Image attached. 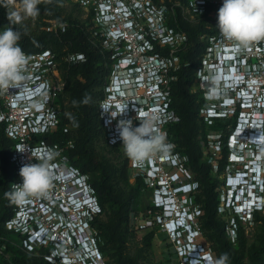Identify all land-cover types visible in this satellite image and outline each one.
I'll use <instances>...</instances> for the list:
<instances>
[{
    "label": "built area",
    "instance_id": "2783aa9c",
    "mask_svg": "<svg viewBox=\"0 0 264 264\" xmlns=\"http://www.w3.org/2000/svg\"><path fill=\"white\" fill-rule=\"evenodd\" d=\"M75 3L83 11L81 22L91 35L92 41L102 52L109 55L112 63V71L105 84V97L100 104L103 127L109 142H122L117 136L116 120L109 116L115 113L113 109L107 111L115 102L130 106L128 111L124 110L128 116H131L130 111L134 107L132 103L138 100L146 106L144 112L161 104L162 113L169 116L170 122L174 121L175 114L170 110L168 101L171 98L172 81L177 80L175 72L180 68V61L175 53L187 47L189 35L184 29L171 25V7L164 0H75ZM222 3L223 0H189L187 5L178 3L186 19L195 20L205 14L209 19L206 24L208 32L200 37L204 46L203 56L192 80L198 81L200 89L207 93L206 97L211 101L217 94L209 89L211 80L205 78L220 71L225 74L228 62L230 70L235 69L236 74L244 78L243 81L250 82L252 94L249 97L259 107L256 116H264V40L241 51H237L232 42L223 40L217 28L218 10ZM45 22L48 25L43 26V29L56 35L66 33L69 28L65 21L45 19ZM64 52L63 55L48 49L32 54L24 52L28 63L25 70L26 80L22 85L31 95L17 99L14 94L18 89L0 90V125H5L7 136L15 143L11 158L16 174L15 184L22 183L19 172L24 164L41 162L40 157L49 151L54 154L49 165L55 176L48 196L31 198L24 205H15L14 214L6 222V226L12 232L25 237L22 246L27 252L53 247L52 252L44 256L45 260L53 264H108L103 260L95 236L86 230L90 226V219L101 213V206L89 177L69 164L60 145L51 146L41 139L45 134L60 129L63 113L61 101L64 100L67 86L64 66L87 60L84 53H74L68 48ZM197 72H200L199 77ZM204 111L207 119L216 116L211 108ZM104 113L106 117H103ZM64 131L68 132V128ZM211 139L215 140V136L212 135ZM232 139L231 135L228 146L233 145ZM212 144L220 147L218 142L212 141ZM68 145L73 147V141L70 140ZM245 147L251 148L252 144L246 143ZM176 157L168 152L160 155L159 163L153 162L156 168L150 162L147 168L143 164H134V167L145 173L149 185H154L155 206L161 209V189L173 192L170 195L176 206L175 213L179 215L177 219L185 214L187 221L196 223L195 231H200L196 217L201 211L190 206L192 200L189 195L194 191L193 183L184 180V175L189 172L183 166L182 160L180 162ZM229 158L231 163H238L231 152ZM174 169H179V174L182 172L184 183L178 184L179 180L173 175ZM189 183L192 189L187 192L183 188ZM28 203L33 207H29ZM228 206L229 200L224 195L219 211L230 212ZM259 209V212L264 210V203ZM29 211L32 213H28ZM231 212L234 216L229 228L234 231L237 227L236 216L240 222H249L255 215L248 212L243 217L241 209L237 208ZM157 216L165 233L177 245L179 254L187 258L190 250L186 247H191L193 238L188 236L190 241L185 244L180 238V231L172 227V219L166 220L163 214ZM29 218L41 229L48 231L53 241L49 237L35 239L36 234L27 225L30 223ZM87 242L93 248L99 249L100 253L90 254L85 246ZM205 252L212 256L211 264H217L212 253L207 250Z\"/></svg>",
    "mask_w": 264,
    "mask_h": 264
},
{
    "label": "trees",
    "instance_id": "16d2710c",
    "mask_svg": "<svg viewBox=\"0 0 264 264\" xmlns=\"http://www.w3.org/2000/svg\"><path fill=\"white\" fill-rule=\"evenodd\" d=\"M10 1L0 0V31L13 26L20 28L19 24L13 25L7 17V12L13 10ZM66 1L68 0H42L38 6L40 8L38 16L41 19L67 22L69 28L66 33L56 35L51 31L41 30L39 35H35L30 33L26 27L27 31L22 34L18 42L22 50L29 54L48 49L63 55L64 49L68 48L71 52L84 53L87 56L85 62L64 66L63 71L67 81L64 93L69 104L66 106L62 99L63 113L60 129L54 133L45 134L41 139L51 146L60 145L69 164L89 177V182L101 206V213L90 219V227L97 232L93 235L101 253L110 254L113 250L112 255H115L118 264H139L135 258L125 255L123 250L129 235L135 231L132 221L139 215L148 216L149 211L160 215L162 209L151 204L154 189L150 188L145 173L137 175L129 193H125L121 184H128V160L118 167L103 163L98 159L97 143L105 135L107 136L100 114V104L105 97L104 88L112 69V63L109 55L94 44L80 19L71 15L66 18L62 17V6ZM188 2L189 0H164V3H167L172 10L171 25L184 29L189 35L187 47L175 53V56L179 58L180 68L175 72L177 80L172 81L171 84L170 110L181 121L170 124L169 138L174 142H182L180 148L175 150L182 154L181 158L187 159V162H183V166L191 171L192 175L189 174V176L197 185L196 191L200 192L198 195L190 193L189 197L192 199L194 196L197 205L200 203L197 209L204 211L202 216L204 228L211 231L214 240L218 241L224 250H227V243L224 240L227 222L223 220V214H218L222 194V184L218 174H221L229 165V148L225 142L222 148L224 158L217 161V175H212L214 164L203 161L204 145L202 142L205 140L206 145H209L207 132L210 126L205 123L204 118H201L200 113L207 105L205 99L198 98L190 87L195 69L203 56L204 46L200 37L208 32L206 24L209 19L206 18V14L195 20L186 19L178 3L187 5ZM45 25L47 26L48 23L45 22L43 26ZM167 55L170 54L167 53ZM65 128H68V132L64 131ZM198 137L201 139L199 140ZM70 140L73 141V147L68 145ZM14 144V141L6 134L5 125H0V222L4 224L11 219L15 209V204L5 196V192L11 191V185L16 181L15 169L11 161ZM210 157H213L212 153ZM193 181L186 182L192 183ZM260 213H255L254 221L262 220L263 216ZM103 214L107 215V219L101 217ZM236 222V230L238 236L241 237L244 234V228L237 216ZM2 231V226H0V236ZM10 235L20 238L22 246L25 237L14 232ZM153 236L154 232L149 233L147 240H151ZM52 249L53 247L37 249L36 252H39L37 256L33 253H26L0 238V264H53L44 259L45 254H50ZM7 253L10 255L9 261L5 260ZM228 255L229 260L234 264H239L237 257L233 254ZM254 256L256 264H264V236L260 246L254 251Z\"/></svg>",
    "mask_w": 264,
    "mask_h": 264
},
{
    "label": "clouds",
    "instance_id": "9594fccd",
    "mask_svg": "<svg viewBox=\"0 0 264 264\" xmlns=\"http://www.w3.org/2000/svg\"><path fill=\"white\" fill-rule=\"evenodd\" d=\"M41 2L42 0H19V11L9 10L7 17L13 25L19 24L20 28L13 26L0 31V90L18 89L19 91L14 94L17 95V99H24L25 96L31 95V92L22 85V82L26 80L25 70L28 57L18 42L22 34L27 31L24 21L40 14L38 6ZM217 28L221 38L232 42L237 51L247 50L253 43L264 40V0H223L222 6L218 10ZM228 67L229 63L227 62L225 74H223L224 71H220L205 79L211 80L209 89L216 92L217 97L214 99L221 100V105L225 108L221 116H238V126L232 133L233 145L228 146L229 152L237 154L243 159L242 162L235 164L237 166L235 172L239 171L244 164H249L252 159L259 163L261 169L259 172L256 169L258 166L254 165L249 177L250 183H256V178L253 175L257 171V175L262 177L261 187L258 182L253 186L245 185L244 194L238 192L236 198H229L228 208L231 211L236 208L241 209L244 217L248 212L250 214L259 212V206L264 203V122L260 121H264V116L261 114L256 116L259 107L249 97L252 94L250 82L243 81L244 78L240 74H236L235 69L230 70ZM197 76H200V72H197ZM36 91L34 90V92ZM132 104L134 107L130 111L131 116L124 112L130 108L127 103H112L107 111L113 109L115 113L109 116L116 120L117 136L122 141L125 156L133 164H143L147 168L148 162L159 163L160 155L167 154L172 147L166 143V131L164 130L170 118L162 113L161 104L147 112H144L146 106L142 101L138 100ZM232 109L234 111H231ZM103 117H106V113ZM246 143H251L252 147H245ZM53 156L54 154L49 151L40 157L41 162L24 164L20 168L19 175L22 178V183L12 184L11 191L5 192V196L11 203L24 205L31 198L48 196L49 189L55 179L49 165ZM176 159L181 162L180 156H177ZM235 172H232V175H235ZM72 178L74 179V177ZM160 193L163 195L162 214L166 220L172 219L171 225L175 230L180 231V238L185 244L190 241L189 237L193 238L194 243L201 244L198 242L200 231H195L196 223L187 221L185 214L177 219L179 215L175 213L176 206L171 199L172 195H170L174 193L166 189H161ZM28 205L33 207L30 203ZM166 210L167 213L164 212ZM28 213H32V211ZM27 225L29 230L36 234L35 239L49 237V240L53 241L50 238L51 234L45 229H41L33 219H30V223ZM201 245L204 250H207L203 244ZM187 248L190 250L187 256L188 264H211L208 257L203 258L197 251H194V248L189 246ZM195 258H198V261ZM227 260L228 255L225 253L217 264H226Z\"/></svg>",
    "mask_w": 264,
    "mask_h": 264
},
{
    "label": "rangeland",
    "instance_id": "374dc122",
    "mask_svg": "<svg viewBox=\"0 0 264 264\" xmlns=\"http://www.w3.org/2000/svg\"><path fill=\"white\" fill-rule=\"evenodd\" d=\"M11 6L14 10L19 11V0H11L10 1ZM75 0H68L65 4L62 6V17L66 18L69 15L82 19L83 18V11L75 5ZM45 23V18H40L39 16L35 18H29L26 21H24V24L28 28L30 33H33L35 35H39L41 30L43 29V24ZM191 90L195 92L196 90L200 89L198 81L192 80L191 82ZM64 103L66 106H68L69 101L65 97L64 93ZM201 118H204L205 123L207 122L205 118V111H201L200 113ZM209 135V133L207 132ZM200 140L201 137H198ZM209 145H206L207 142L203 140L204 148V156L203 161H209L214 164V167L212 169V175H217V161L222 160L223 154H222V147H216L212 144L211 137L208 138ZM97 153H98V159L103 162L110 165H116L120 166L125 160H127V157L125 156L123 149H122V142H119L117 144H112L109 142L108 137L105 135L98 143H97ZM213 154V157H210V154ZM181 154V153H180ZM182 155V154H181ZM182 162H187V159L185 157L181 158ZM228 162L229 165L225 168V170L218 174V178L220 179V182L222 184V194H221V202L223 201L224 195L226 196L228 185H227V177L229 175H232V172H235L236 165L230 162V158L228 156ZM189 174L192 175L191 171L188 170ZM143 171L141 169H135L134 164L129 161V170H128V184H121V188H123V191L125 193H129L131 186L134 185L136 176L139 174H142ZM189 174L184 175V180L186 181H193L192 178L189 176ZM182 175V172H181ZM193 183L194 192L192 194H200L197 190L196 183ZM150 188H154V185L150 183ZM154 192V190H153ZM125 196H128L129 194H124ZM192 204L190 203L191 207H200V203L197 205V203L194 200V196L191 199ZM151 204L155 205L154 202V195L152 198ZM197 205V206H195ZM221 210V209H220ZM222 211V210H221ZM1 214V210H0ZM148 216L145 215H139L137 217H133L132 226L135 229L131 235H129L127 243L124 247V253L127 256H130L132 258H135V260L138 261L139 264H188L186 256H181L179 254V250L177 245L174 243L173 239H171L166 233L164 226L161 225L160 219L157 216V213L149 212ZM204 214V211L200 213L196 217L197 224L200 228V236L198 242L203 244L205 248L212 253L213 257L219 261L221 256L225 253L233 254L235 257L239 259V264H256V259L254 256V251L260 246L261 240L264 236V210L261 211L262 220L260 221H254V218L249 222H241L243 228H244V234L239 237L237 230L230 229V224L233 223L232 217L234 216L232 212H228L226 210L225 213H221L218 210V214H223V220L227 222V227L225 230V238L224 240L227 243V250H224L220 245L218 241L214 240V237L211 236V231L204 228L203 225V219L202 216ZM104 219H107V215L103 214L101 216ZM0 226H2V234L0 236L1 239L5 240L6 243L14 245L15 247H18L22 249L26 253L27 252L23 246L20 244V238L13 237L10 235L12 233L11 230L6 226V223L4 224L2 221L0 222ZM203 226V227H202ZM87 232L90 234L96 235V230H93L90 226L87 227ZM154 232V236L151 238V240H147V236L149 233ZM103 245V243H102ZM109 251V250H108ZM227 251V252H226ZM1 252V250H0ZM110 252V251H109ZM113 252V250H112ZM112 252L110 254L102 253L103 260L107 262L108 264H118L115 259V255H112ZM34 255H39V252L34 251L31 252ZM114 254V253H113ZM45 259V258H44ZM5 260H10V255L7 253L5 256ZM226 264H234L231 260L226 261Z\"/></svg>",
    "mask_w": 264,
    "mask_h": 264
},
{
    "label": "flooded vegetation",
    "instance_id": "af4514ba",
    "mask_svg": "<svg viewBox=\"0 0 264 264\" xmlns=\"http://www.w3.org/2000/svg\"><path fill=\"white\" fill-rule=\"evenodd\" d=\"M112 71V69H111ZM111 73V72H110ZM105 90V88H104ZM195 93L197 94L198 98H203L206 101V108H211L214 110V113L216 114L215 118L213 119H207L206 116V120H207V124L210 126L208 130L209 135L207 136V140L209 137H211L212 135L215 136V140H212L214 142H218L220 144V147L223 148V145L228 144L229 139L232 135V133L234 132V130L237 128L238 126V117H223L221 116L222 113H224L225 108L221 105L222 102L221 100L218 99H213V100H208L206 95L207 93L202 91L201 89L196 90ZM169 103V108L171 107V103L172 100L171 98L168 101ZM205 108V109H206ZM181 119L175 115V120L170 122L168 121L167 124L165 125L164 130L166 131V143L172 145L171 149L168 151L169 153H171L174 156H181V154L179 152H176V148H180V145L182 144V142H174V140H171L169 138V127L170 124H172L173 122H180ZM234 127V128H233ZM211 141L208 140V143H210ZM179 146V147H178ZM229 156V154H228ZM128 163H129V159L127 158ZM179 169L177 170H173V175L176 179L179 180L178 184H182L184 183L183 179H182V175L178 173Z\"/></svg>",
    "mask_w": 264,
    "mask_h": 264
},
{
    "label": "bare ground",
    "instance_id": "6f19581e",
    "mask_svg": "<svg viewBox=\"0 0 264 264\" xmlns=\"http://www.w3.org/2000/svg\"><path fill=\"white\" fill-rule=\"evenodd\" d=\"M256 138V137H255Z\"/></svg>",
    "mask_w": 264,
    "mask_h": 264
}]
</instances>
